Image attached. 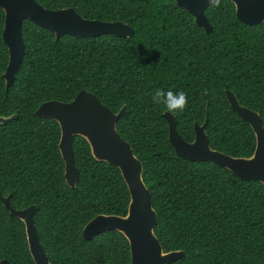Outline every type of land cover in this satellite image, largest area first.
<instances>
[{"label":"trees","instance_id":"1","mask_svg":"<svg viewBox=\"0 0 264 264\" xmlns=\"http://www.w3.org/2000/svg\"><path fill=\"white\" fill-rule=\"evenodd\" d=\"M51 10L70 7L86 19L121 21L130 37H75L25 19L24 54L12 84L2 74L8 50L0 8V194L13 208L36 205L34 225L51 264H130L126 238L116 230L89 240L84 225L98 214L125 215L129 192L119 169L95 160L86 140L74 136L78 181L64 179L59 125L35 114L44 101L68 102L80 91L95 95L116 113V123L142 165V179L156 213L154 233L163 251L182 250L169 264H264V186L244 180L211 161L176 155L168 140L162 105L154 89L185 92L183 112L173 113L178 133L194 138L207 119L212 149L234 157L251 155L250 125L229 106L225 90L257 112L264 128V23L235 16L229 0L207 5L208 33L174 0H35ZM207 94V95H206ZM35 264L21 220L0 201V260Z\"/></svg>","mask_w":264,"mask_h":264},{"label":"water","instance_id":"2","mask_svg":"<svg viewBox=\"0 0 264 264\" xmlns=\"http://www.w3.org/2000/svg\"><path fill=\"white\" fill-rule=\"evenodd\" d=\"M188 11L195 23L206 33L212 30L204 9L213 3L211 0H174ZM219 1V0H218ZM235 8L238 20L249 25L264 23V0H229ZM4 12L2 40L8 50V62L2 74L7 89L13 82L23 54L24 43L21 34L22 22L28 19L40 27L60 35L75 37H95L113 34L130 37L133 29L121 21H102L86 19L74 9L67 7L51 10L35 0H0ZM207 95V94H206ZM230 108L251 127L255 146L251 155L234 157L210 147L205 126H193L194 138L185 141L177 131L175 116L164 111L162 116L168 125V140L176 155L190 161H211L224 167L244 180L259 181L264 186V128L259 114L241 105L232 91L225 90ZM123 105L116 113L106 107L95 95L80 90L71 101L48 100L42 102L35 114L55 120L59 125L58 149L64 162V179L74 188L78 181V170L74 164L72 140L74 136L83 137L89 145L92 157L117 167L129 192V203L125 215L98 214L89 220L82 229V237L91 239L104 231L116 230L128 241L130 264H169L182 257V250L163 251L155 233L156 213L151 206L150 192L142 179V165L133 154L130 144L116 130V123L125 111ZM16 114L0 115V124L16 118ZM10 195L2 196L0 201L9 214L22 221L30 255L35 264H51L39 241L34 225L36 205L23 209L10 205ZM0 264H10L1 259Z\"/></svg>","mask_w":264,"mask_h":264},{"label":"clouds","instance_id":"3","mask_svg":"<svg viewBox=\"0 0 264 264\" xmlns=\"http://www.w3.org/2000/svg\"><path fill=\"white\" fill-rule=\"evenodd\" d=\"M211 2L216 3L218 0H211ZM151 101L154 105H162L169 113H177L184 111L188 98L182 90L173 92L172 90L156 88L151 96Z\"/></svg>","mask_w":264,"mask_h":264}]
</instances>
